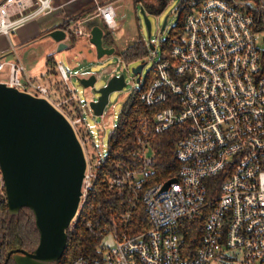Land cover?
Segmentation results:
<instances>
[{
  "label": "built area",
  "instance_id": "1",
  "mask_svg": "<svg viewBox=\"0 0 264 264\" xmlns=\"http://www.w3.org/2000/svg\"><path fill=\"white\" fill-rule=\"evenodd\" d=\"M182 1L183 35L177 45L163 52L156 63L155 84L141 95L149 106L164 102L166 92L176 97L171 108L156 115V132L190 123L189 135L177 145L178 177L170 179L174 182L167 188L170 180L146 190L149 230L134 236L112 232L116 240L113 249L100 243L99 259L80 257L70 264H209L228 254L240 257L242 264H264V63L258 44L260 32H264V0ZM53 2L5 0L0 5V35L10 38L28 21L52 13ZM118 9L115 2L97 3L91 13L69 23L67 30L78 39L89 40L85 23L98 18L114 35L120 28ZM119 63L128 66L121 58ZM6 67L7 84L50 100L68 117L86 152L80 212L70 233L83 217L103 160H92L89 145L93 140L85 122L76 109L68 107L76 98L69 86L72 72L63 64L56 65L70 97L55 102L49 96V86L23 81L24 65L0 60V72ZM136 155L141 158L142 170H126L112 178L111 188H144V180L153 171L154 152L140 141ZM213 187L216 190L210 194ZM0 199H6L1 171ZM207 211L201 244L191 253L180 238V225ZM130 217L127 214L123 219ZM88 227L93 231L91 224ZM105 235L101 234L102 239Z\"/></svg>",
  "mask_w": 264,
  "mask_h": 264
},
{
  "label": "water",
  "instance_id": "2",
  "mask_svg": "<svg viewBox=\"0 0 264 264\" xmlns=\"http://www.w3.org/2000/svg\"><path fill=\"white\" fill-rule=\"evenodd\" d=\"M4 2L0 0V5ZM141 13L150 37L151 22L144 7ZM166 26L167 21L162 32ZM85 28L99 61L116 54V47H108L105 42L100 19L87 20ZM70 35V31L60 28L43 39L53 40L57 51L62 52L72 47ZM142 69L134 68L133 74H140ZM106 74L108 71L78 77L83 88L93 91L94 98L86 104L96 117L104 115L111 95L127 86L125 75L116 74L98 88ZM87 166L76 130L60 109L45 97L0 82V171L9 215L17 216L22 209H29L39 233V244L32 252L15 249L8 253L4 264L11 258L15 264H59L63 260L69 247V228L80 212ZM172 182L168 181L165 188Z\"/></svg>",
  "mask_w": 264,
  "mask_h": 264
},
{
  "label": "trees",
  "instance_id": "3",
  "mask_svg": "<svg viewBox=\"0 0 264 264\" xmlns=\"http://www.w3.org/2000/svg\"><path fill=\"white\" fill-rule=\"evenodd\" d=\"M142 5L151 15H160L165 11L171 0H135ZM93 11V9H92ZM90 11V13L92 12ZM185 13L180 15L178 23L169 32L168 38L163 42V52H168L179 43V36L183 35ZM105 30V42L107 46H115L113 35L101 21ZM69 23L63 28L66 30ZM264 30V18L261 24ZM77 37L72 34L71 41L76 44ZM149 49L138 41L120 53V58L126 63L137 62L149 55ZM264 63V50H262ZM48 67L54 74L56 64L51 56L47 60ZM158 78L156 64L147 73L140 88L139 96H131L123 106L118 126L109 135V149L97 169V181L91 192L89 206L75 229L69 233V247L66 252L65 264L83 257L90 260L99 259L98 246L101 243V234L116 232L120 235L134 236L150 229V220L144 202L146 190L153 185L178 177L181 162L176 151L179 141L190 133V123L176 124L162 133L155 131L156 115L167 108H171L176 97L166 92V100L162 103L149 106L141 99L143 93H147ZM59 86V85H57ZM65 99L70 97L67 92ZM77 113L80 108L74 103ZM124 119V120H123ZM140 141L148 144L153 152V171L144 180V188L133 190L128 187L111 188L110 181L118 177L126 170H142L141 158L136 155L140 147ZM216 187L210 189V194ZM131 214L128 221L123 217ZM208 217V211L201 217L186 220L180 225L179 235L183 238L185 247L196 252L201 244L204 225ZM91 224L93 231L88 225ZM39 244V233L35 225L34 217L29 209H22L17 216L9 215L6 199H0V264H4L9 252L15 249H23L32 252ZM8 264H15L11 258Z\"/></svg>",
  "mask_w": 264,
  "mask_h": 264
},
{
  "label": "rangeland",
  "instance_id": "4",
  "mask_svg": "<svg viewBox=\"0 0 264 264\" xmlns=\"http://www.w3.org/2000/svg\"><path fill=\"white\" fill-rule=\"evenodd\" d=\"M112 1L115 2L117 6H119L118 21L121 24V29L116 31V33L113 35V40L115 43L114 47H116L117 50L114 56L107 57L101 61H99L97 58L96 60H91V58L88 56L87 60L81 61L79 60V54H81V50H78L76 53H69L70 51L66 50L62 52H54V54L51 55L56 65L63 64L68 70L72 72L73 78L69 82V86L75 92V104L80 103V114L76 113V115L82 116L88 130L87 135H90L93 140V143L89 145V151L93 161H95V158H104L107 155L109 149V135L119 124V119L124 104L132 95L139 96L141 94L140 88L146 78V75L154 67V64L159 62L162 58L163 42L167 40L169 32L178 23L182 8L184 6L182 0H171L165 11H163V13L160 15H151L147 13V16L151 22V36L149 37L144 16L141 13L142 5L138 4L135 0ZM166 21V29L164 32H162L163 25ZM82 40L84 42L86 41V48L88 47V49H84L81 52L86 54L89 52V54L92 55L93 53H96L95 47L90 44L87 38L84 37ZM138 41H142L147 46L150 51L149 55L142 60L128 64L127 67L120 64L119 54ZM258 44L260 48L264 50V32H260V40ZM150 46H153L155 49L150 50ZM33 54H35L36 57L34 62H32V65H37V71L41 70L46 59L50 55L49 50L48 48L43 49V46L30 49L28 50L27 54L22 57L23 61L28 62L29 56ZM12 58L17 59V56L14 55ZM139 66H143L142 72L138 75L133 74V69ZM36 67H34V69L29 67L27 72L30 76H33V72H35ZM102 71H108V74L105 75L102 81H99L97 84L98 88L105 85L109 79L116 74L125 75L127 86L122 92L112 94L110 97V103L107 106L104 115L102 117H96L86 104L94 98L93 91L83 88L78 81V77H85L89 76L90 74L98 75L102 73ZM53 75H56V78L58 77L56 73ZM46 76L49 77L50 73ZM138 78L141 79L140 83L137 82ZM57 81L59 82V89L57 88V85H55L56 79L50 82V78L46 77L42 83L50 87L51 91L49 96L55 102L64 100V95L67 94L64 81H62L60 78L57 79ZM35 86L40 87L43 85L35 82ZM69 107L76 109L74 104H70ZM65 108L68 109L67 106H65ZM88 206L89 204H87L84 212H86ZM101 244L102 246L113 249L116 246V240L113 234H106L103 237ZM226 256L228 259L225 258ZM226 256H224L225 259L220 257L209 264H242L240 257L234 258L230 254ZM65 259L66 255L59 264H65Z\"/></svg>",
  "mask_w": 264,
  "mask_h": 264
},
{
  "label": "crops",
  "instance_id": "5",
  "mask_svg": "<svg viewBox=\"0 0 264 264\" xmlns=\"http://www.w3.org/2000/svg\"><path fill=\"white\" fill-rule=\"evenodd\" d=\"M111 1L112 0H54V11L52 13L42 15L40 17L28 21L27 23L19 27L15 32H13L10 38L0 35V60L2 62L15 61L24 65L26 70L23 76V81L27 84L31 83L35 86L36 82L40 85H44L42 83L47 77L50 78V82L56 79L55 85H58L59 82L57 81V79H59V77L56 78V75L54 76L51 72V67H48L47 65V60L49 56L54 54V52H58V45L53 40L43 39V37L51 31L63 28L66 23H72L75 20L85 17L90 13V11H92V9H94L96 2L106 4L110 3ZM120 29L121 24L118 30ZM71 37L72 33L70 35V38ZM70 42L72 47L71 49H69V53H76L78 50L82 51L84 49H88V47L86 48V41L84 42L82 38L77 39L76 44H73L71 39ZM40 46H43V49L48 48L50 55L46 59L45 64L42 66L41 70L37 71V65H32V62H34V59L36 57L35 54L29 56L28 62L23 61L22 57L27 54L28 50L38 48ZM81 51V54H79V60L85 61L88 59V56L91 58V60H96V53H93L92 55L89 54V52L86 54ZM14 55L17 56V59L12 58V56ZM29 67H31V69H34V67H36L35 72H33V76H30L27 72ZM54 71L57 74L56 66L54 68ZM49 73L50 76H46ZM8 80L9 69L8 67H6L3 71L0 72V82L7 83ZM57 88L59 89L60 87L57 86ZM76 105L79 107L80 103H76Z\"/></svg>",
  "mask_w": 264,
  "mask_h": 264
}]
</instances>
